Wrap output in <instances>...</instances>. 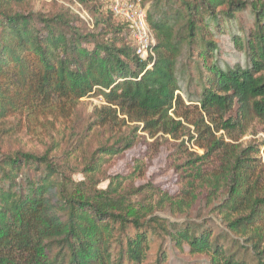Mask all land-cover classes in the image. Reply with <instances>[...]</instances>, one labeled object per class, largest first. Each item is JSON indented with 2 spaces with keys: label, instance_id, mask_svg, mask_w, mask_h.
<instances>
[{
  "label": "trees",
  "instance_id": "trees-1",
  "mask_svg": "<svg viewBox=\"0 0 264 264\" xmlns=\"http://www.w3.org/2000/svg\"><path fill=\"white\" fill-rule=\"evenodd\" d=\"M33 1L0 0V264H141L151 236L162 263L264 264V142L241 143L264 125V0H140L151 63L98 0H70L89 26ZM89 97L101 104L73 119ZM21 119L56 124L42 152L8 146ZM138 132L172 143L174 195L135 185L138 160L105 171Z\"/></svg>",
  "mask_w": 264,
  "mask_h": 264
},
{
  "label": "rangeland",
  "instance_id": "rangeland-1",
  "mask_svg": "<svg viewBox=\"0 0 264 264\" xmlns=\"http://www.w3.org/2000/svg\"><path fill=\"white\" fill-rule=\"evenodd\" d=\"M53 1L55 2V0H34V9L44 12H50L54 9H58V6H56V4L60 3L67 7H71L74 12L76 10H80V8L77 7L76 4H73V2H70V0H57V3H53ZM85 26H89V22H86ZM99 104H101V99L98 97L83 98L77 105V110L72 118L75 119L76 117H87L92 107ZM14 119L15 118H10V121L6 125L8 127H12L13 122L15 121ZM54 127L50 123H47L45 120L43 122H39L36 120L32 123H28L21 119L17 134H15L13 138H10L8 140V146L13 149L16 148L28 151L42 152L45 148L46 142H48L49 140V131L53 130ZM137 134L139 136H143V138H139V141L137 143H135L132 147L126 149L122 154L114 156L110 162L105 164V171L109 175H126L132 170V167L135 164V160H138L139 162H143V175L134 180L135 185L150 183L157 186V188H159L161 192H166L169 195H174L178 190V185L176 181V174L173 171L169 161V154L171 151L172 143H161L159 139L157 140V142H155L154 138L149 139L141 132H138ZM145 140L149 141V143H151V146H148V144L145 143ZM261 140L264 142V125L262 123L256 122L249 129L248 133L241 139V143L245 145L250 141L259 142ZM198 151L201 152V150ZM260 157L264 165V154L261 153ZM74 178L80 179L81 175L76 174ZM105 184L106 182H103L100 185L105 186ZM207 211L208 208L205 206V204L200 202L190 213L189 218L191 217V220L194 219L199 223L202 221L201 218L203 216H206V218L210 216ZM160 216L168 219V221H170L171 223H175L178 225H183L182 223H184L185 220L184 216H170L164 213H160ZM208 223L210 225H213V223L216 224L213 217L211 221L207 222V224ZM160 241V238L151 236V247L148 253V257L141 264L180 263L177 259H172L171 256L169 258V261H165L164 263L157 261V252ZM165 246L166 248H168V244L165 243ZM177 256L181 258L183 262H185L184 264H199L201 259L200 256L189 255L186 251L183 254L178 253Z\"/></svg>",
  "mask_w": 264,
  "mask_h": 264
},
{
  "label": "built area",
  "instance_id": "built-area-1",
  "mask_svg": "<svg viewBox=\"0 0 264 264\" xmlns=\"http://www.w3.org/2000/svg\"><path fill=\"white\" fill-rule=\"evenodd\" d=\"M112 12V14L124 20L130 37L135 47V53L142 60H154V52L152 46L155 42L154 35L146 21L145 7L142 6L140 0H98ZM76 6L80 10H76L79 16L86 22L91 23V19L87 12L81 8L79 4Z\"/></svg>",
  "mask_w": 264,
  "mask_h": 264
}]
</instances>
